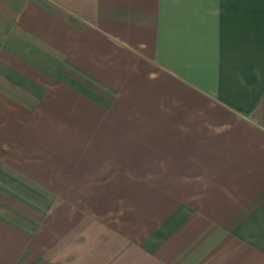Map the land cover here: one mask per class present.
I'll return each mask as SVG.
<instances>
[{"label":"crops","instance_id":"crops-1","mask_svg":"<svg viewBox=\"0 0 264 264\" xmlns=\"http://www.w3.org/2000/svg\"><path fill=\"white\" fill-rule=\"evenodd\" d=\"M0 264H264V0H0Z\"/></svg>","mask_w":264,"mask_h":264}]
</instances>
